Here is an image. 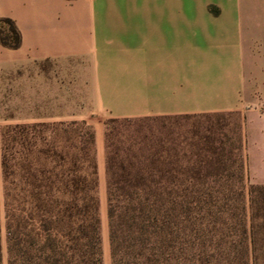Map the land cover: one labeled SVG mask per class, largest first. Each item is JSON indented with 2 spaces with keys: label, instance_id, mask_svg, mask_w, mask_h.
Wrapping results in <instances>:
<instances>
[{
  "label": "crops",
  "instance_id": "crops-1",
  "mask_svg": "<svg viewBox=\"0 0 264 264\" xmlns=\"http://www.w3.org/2000/svg\"><path fill=\"white\" fill-rule=\"evenodd\" d=\"M2 18L22 43L0 40V127L2 101L23 123L239 109L241 71L264 69V0H0Z\"/></svg>",
  "mask_w": 264,
  "mask_h": 264
},
{
  "label": "trees",
  "instance_id": "trees-1",
  "mask_svg": "<svg viewBox=\"0 0 264 264\" xmlns=\"http://www.w3.org/2000/svg\"><path fill=\"white\" fill-rule=\"evenodd\" d=\"M2 24L8 26L3 31ZM0 40L10 48L21 46L22 36L12 19H0ZM142 119L147 117L106 122L111 261L181 264L184 196L181 200L178 189L228 184L231 173L237 172L245 198L243 153L240 161L228 164L217 147L202 148L210 157L183 169L175 160L162 158L165 152L176 156V148L144 140L138 144L125 130ZM240 140L238 150L243 149ZM95 146V131L86 121L1 128L8 264H104ZM233 216L235 223L225 224L239 233L238 238L216 246L213 264H264V185H251L248 203L244 201L242 213ZM3 255L0 211V264Z\"/></svg>",
  "mask_w": 264,
  "mask_h": 264
},
{
  "label": "rangeland",
  "instance_id": "rangeland-1",
  "mask_svg": "<svg viewBox=\"0 0 264 264\" xmlns=\"http://www.w3.org/2000/svg\"><path fill=\"white\" fill-rule=\"evenodd\" d=\"M6 29L7 25H1ZM245 85L241 88V97L246 99L242 107L229 111H218L188 116H160L147 117L142 121L134 122L125 130L135 136L139 143L144 140L147 144H162L166 148H176V156L169 157L163 153L162 158L175 160L183 169L191 167L202 159L210 157L202 148L217 147L223 151L220 157L228 164L240 161L239 154L243 153L245 161V198L241 195L239 177L232 172L228 184L209 186L196 185L194 188L178 189V194L184 196L183 205V232L180 243H183V252L180 250L181 264H213L217 257V245L226 246L236 240L239 233L229 231L225 224L231 220L235 223L236 216L244 208V201L248 203L249 188L251 185H264V69L244 70ZM25 104V103H24ZM23 104V105H24ZM4 105V106H3ZM19 105V104H18ZM15 103H1L2 114H14L11 123L31 120L22 115L27 113ZM101 113V112H100ZM105 114V113H104ZM145 118V117H135ZM110 117L93 116L76 121H86L92 126L96 135V159L99 176L100 216L102 221L103 260L104 264H112L110 251V229L108 218V177L106 172V122ZM74 120H68L71 122ZM58 122V121H57ZM52 123V122H48ZM9 123H3V126ZM123 130V131H125ZM243 140V149L238 150L240 138ZM207 173L200 176L207 179ZM229 173H227L228 175ZM186 175H188L186 173ZM181 173L180 176L184 177ZM214 175V174H212ZM201 177V178H202ZM210 181H213V179ZM191 195L193 198H185ZM245 199V200H244ZM247 208V205H245ZM0 211L3 228L4 255L3 264H8V252L5 242V210L4 189L1 167V137H0ZM248 213V208H247ZM235 218V219H234ZM233 225L231 224V228ZM182 247V244H180Z\"/></svg>",
  "mask_w": 264,
  "mask_h": 264
}]
</instances>
